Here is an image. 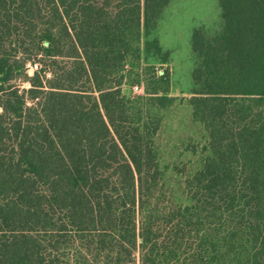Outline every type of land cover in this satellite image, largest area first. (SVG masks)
I'll list each match as a JSON object with an SVG mask.
<instances>
[{
	"label": "trees",
	"instance_id": "obj_1",
	"mask_svg": "<svg viewBox=\"0 0 264 264\" xmlns=\"http://www.w3.org/2000/svg\"><path fill=\"white\" fill-rule=\"evenodd\" d=\"M171 2L0 0V264H264V0H219L221 30L193 33L205 145L177 186L169 72L123 93Z\"/></svg>",
	"mask_w": 264,
	"mask_h": 264
},
{
	"label": "rangeland",
	"instance_id": "obj_2",
	"mask_svg": "<svg viewBox=\"0 0 264 264\" xmlns=\"http://www.w3.org/2000/svg\"><path fill=\"white\" fill-rule=\"evenodd\" d=\"M222 24L219 0H172L152 36L159 40L163 54L148 55L144 51L142 83L134 87H123V93L127 96L144 95L147 85L143 69H148L152 76L162 75L165 71L170 74L169 96L175 102L161 111L163 121L156 137V147L161 167L165 168L166 182L171 186H177L183 180L182 175L179 177L175 174L176 167L182 170L189 168L190 161L197 163L200 150L205 145L203 130L193 121L189 105L194 89L192 73L197 64L192 50V36L196 30H201L208 37H214L221 30ZM145 42L146 38L143 39ZM27 70L32 76L36 66L28 65ZM22 85V89L29 88L28 84ZM191 145L198 147V155L191 153ZM131 264H142L139 249Z\"/></svg>",
	"mask_w": 264,
	"mask_h": 264
}]
</instances>
